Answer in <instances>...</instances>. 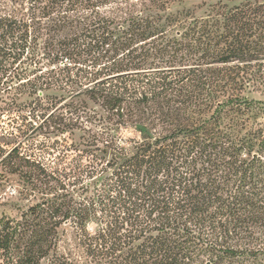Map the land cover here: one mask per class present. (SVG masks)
Here are the masks:
<instances>
[{"label":"trees","instance_id":"16d2710c","mask_svg":"<svg viewBox=\"0 0 264 264\" xmlns=\"http://www.w3.org/2000/svg\"><path fill=\"white\" fill-rule=\"evenodd\" d=\"M0 0V264L264 254V0ZM134 128L138 137H126Z\"/></svg>","mask_w":264,"mask_h":264},{"label":"rangeland","instance_id":"374dc122","mask_svg":"<svg viewBox=\"0 0 264 264\" xmlns=\"http://www.w3.org/2000/svg\"><path fill=\"white\" fill-rule=\"evenodd\" d=\"M216 0H185L183 6L185 7H195L203 2H214ZM0 109V215L5 211L4 205L9 203L12 199H19V193L21 187H19L15 181L9 179V176L1 164V160L7 155L9 150L14 146L18 145L21 141L23 144V150L27 148H32L33 153H27L33 155L37 159H43L48 163L50 168L55 167L54 162L58 153H43L39 148V143L43 140L42 136L35 139L34 144L30 145L26 136L22 133L26 131L27 124L22 120V114H25L27 110H20L15 108L14 110H9L5 103H1ZM124 135L126 137L136 138L138 133L134 128H128L124 130ZM250 264H264V254L260 255L257 259H254Z\"/></svg>","mask_w":264,"mask_h":264}]
</instances>
